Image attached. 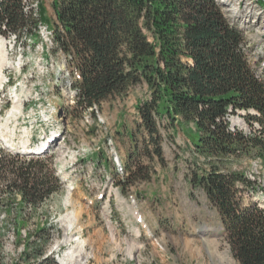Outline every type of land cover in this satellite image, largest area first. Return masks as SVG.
I'll list each match as a JSON object with an SVG mask.
<instances>
[{"label":"trees","instance_id":"16d2710c","mask_svg":"<svg viewBox=\"0 0 264 264\" xmlns=\"http://www.w3.org/2000/svg\"><path fill=\"white\" fill-rule=\"evenodd\" d=\"M39 17L28 0L0 1V33L52 31V52H61L73 77L77 109H93L132 86L145 83L148 96L135 105L130 149L117 184L123 191L157 173L166 163L164 127L194 124L196 151L191 182L217 210L222 235L240 264H264V206L245 198L257 182L232 165L243 154L264 155V68L251 60L245 31L220 0H52L48 23L44 0ZM264 6V0L258 1ZM33 36L34 33L32 32ZM246 112L250 133L230 128L231 115ZM59 177L47 158L21 156L0 147L2 194L19 192L36 208L57 192ZM3 189V190H2ZM45 229H42L43 231ZM40 233V232H39ZM28 236L20 260L59 264L45 244ZM0 264L8 263L0 253Z\"/></svg>","mask_w":264,"mask_h":264},{"label":"rangeland","instance_id":"374dc122","mask_svg":"<svg viewBox=\"0 0 264 264\" xmlns=\"http://www.w3.org/2000/svg\"><path fill=\"white\" fill-rule=\"evenodd\" d=\"M220 1L245 31L252 62L264 67V6L259 0ZM28 4L35 7L38 18L39 1L28 0ZM44 5L52 24V0H44ZM41 25L50 29L43 22L38 28ZM32 32L10 33L11 37L0 33L10 49L5 81L11 80L10 85L0 86V132L14 145L0 137L11 146L4 148L7 152H17L28 141L39 144L32 150L38 153L46 134L50 142L42 159L49 160L60 182L57 192L36 208L24 206L19 192L2 194L0 253L5 260L31 264L20 260L24 241L30 236L46 243V252L59 264L72 249L66 264H240L222 235L217 210L191 182L195 160L204 161L194 146L195 125L182 122L165 128L168 123L163 120L165 165L156 166L151 180L123 191L117 184L122 171L114 164L112 150L126 160L131 143L127 131H119L124 124L128 129L134 126L135 105L148 96V86H132L94 110L77 109L66 56L52 52L54 43L47 32L42 30V39L36 29ZM18 99L23 112L19 113V105L18 113L5 121ZM232 119L231 126L245 133L259 128L250 124L246 112ZM25 129L31 135L22 139ZM232 167L246 171L257 182V192L246 193V200L264 206V155L243 154ZM68 194L72 203H65ZM70 212H75L77 221L69 226L66 216Z\"/></svg>","mask_w":264,"mask_h":264},{"label":"bare ground","instance_id":"6f19581e","mask_svg":"<svg viewBox=\"0 0 264 264\" xmlns=\"http://www.w3.org/2000/svg\"><path fill=\"white\" fill-rule=\"evenodd\" d=\"M35 8V7H34ZM37 8V7H36ZM41 28H42V30L43 31H45V32H47V36L49 37V39H50V37H51V41H52V43H54L53 42V38H52V31L48 28V27H46V26H43V25H41L40 26ZM13 35H15V36H17L15 33L13 34ZM43 35V34H42ZM12 35L10 34V37H11ZM46 37V36H45ZM48 39V40H49ZM8 47L9 46H7V42L6 41H4L3 39H0V86H2L3 85V83H4V81H5V78H6V74H5V67H6V65L8 64V62L10 61V58H9V50L10 49H8ZM69 73H70V71H68V75H69ZM68 82V81H67ZM69 86L71 87L72 86V88H73V83H71V81H69ZM73 94H74V98H76V95H77V90L75 89V90H73ZM17 97V96H16ZM17 99V98H16ZM15 103H18L19 105H20V99H18ZM23 103V102H22ZM25 105V104H24ZM43 105V104H42ZM19 106L18 105H15L13 108H12V110L10 111V115H9V117L7 118V122H9V120H10V118H12V116L15 114L14 112H16V111H19ZM42 112V111H41ZM239 112H244V111H239ZM44 113V112H43ZM233 116L234 115H231V116H229L228 117V119L231 121V119L233 118ZM233 120V119H232ZM236 121H238L237 119L235 120V122ZM232 130H236L235 129V127H234V125H232L231 127H230ZM21 131V130H20ZM12 132H14V130L12 131ZM13 134V133H12ZM16 134V133H15ZM22 135V137H24V138H27V137H29L30 135H31V133H30V131L29 130H27V129H25L24 131H23V133L21 134ZM1 136H2V138L6 141V142H8V143H10L11 144V146H13L14 145V143H11V142H9L8 140H9V137H8V135L5 133V132H1ZM20 136V135H19ZM1 137H0V144H1V148L2 149H4V148H6V149H8V148H10L11 146H9L10 144H7L6 145V143H4V141H3V139H2ZM21 138V137H20ZM42 139L44 138L45 139V135L43 136V137H41ZM25 143V144H24ZM24 143H22V145H23V148L22 149H19V150H17V152H19L21 155H27V156H36V155H40L41 153H36V152H34V153H32V150H33V148H38V146H39V144L38 145H36L35 143L32 145V144H28V141L27 142H24ZM41 144V143H40ZM7 146V147H6ZM17 147V146H16ZM13 148H15V147H13ZM5 149V150H6ZM11 149V148H10ZM14 152V151H13ZM71 194V193H70ZM70 194H68V197L66 198V202L65 203H72V201H71V196H70ZM69 205V204H68ZM73 211V210H72ZM75 213V212H74ZM74 213L73 212H70L69 214H67V216H66V221L68 222V224H69V226L70 225H72L73 223H75V220H76V217H75V215H74ZM77 221V220H76ZM81 243H84V240H82L81 241ZM83 247V246H82ZM81 248V247H80ZM82 249V248H81ZM73 252H74V250L72 249V250H70V251H68L62 258H61V262L63 263V264H66V263H68L69 262V260L71 259V257H72V255H73Z\"/></svg>","mask_w":264,"mask_h":264},{"label":"built area","instance_id":"2783aa9c","mask_svg":"<svg viewBox=\"0 0 264 264\" xmlns=\"http://www.w3.org/2000/svg\"><path fill=\"white\" fill-rule=\"evenodd\" d=\"M37 31L39 33V38L42 39L44 37H42V28H37ZM0 147H1V144H0Z\"/></svg>","mask_w":264,"mask_h":264}]
</instances>
